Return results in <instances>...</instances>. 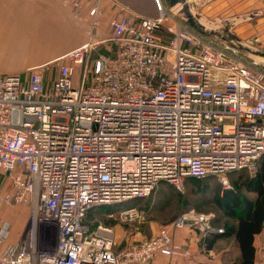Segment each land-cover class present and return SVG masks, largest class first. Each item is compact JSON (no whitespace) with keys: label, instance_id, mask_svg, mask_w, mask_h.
<instances>
[{"label":"built area","instance_id":"obj_1","mask_svg":"<svg viewBox=\"0 0 264 264\" xmlns=\"http://www.w3.org/2000/svg\"><path fill=\"white\" fill-rule=\"evenodd\" d=\"M72 2L82 19V0ZM177 11L125 10L107 37L52 68L0 74V264H145L182 252L175 229L224 231L214 213L189 209L117 247L113 225L85 222L113 207L109 217L139 231L145 211L123 206L160 181L183 191L188 177L213 176L229 189V172L255 174L264 157V57L198 34ZM100 12L94 0L93 29ZM20 204L31 206L28 226L10 242L5 206ZM43 225L54 249L38 246Z\"/></svg>","mask_w":264,"mask_h":264},{"label":"crops","instance_id":"obj_2","mask_svg":"<svg viewBox=\"0 0 264 264\" xmlns=\"http://www.w3.org/2000/svg\"><path fill=\"white\" fill-rule=\"evenodd\" d=\"M93 1L82 0L81 7L86 13L79 19L72 0H0V74L52 68L59 58L91 38L107 37L111 21L125 10L151 17L164 10L162 0H100L99 25L93 29L87 13ZM190 1L197 2L194 11L203 22L228 29L244 47V55L264 53V0ZM124 225L119 222L113 225L117 247L151 237L163 222L147 221L139 231L133 225L127 224L129 228ZM21 233L20 230L10 233L9 241L16 242ZM172 236L182 252L158 253L145 264H231L240 256L234 235L220 236L212 249L206 246L207 236L196 229H175ZM262 236V232L255 236V264H264Z\"/></svg>","mask_w":264,"mask_h":264},{"label":"trees","instance_id":"obj_3","mask_svg":"<svg viewBox=\"0 0 264 264\" xmlns=\"http://www.w3.org/2000/svg\"><path fill=\"white\" fill-rule=\"evenodd\" d=\"M228 178L231 188H217L212 197L214 205L227 220L222 226L224 231L207 235L206 246L212 249L220 236L234 235L240 256L231 264H255V236L264 229V157L258 161L255 174H250L246 170H237L229 172ZM200 179L203 178L188 177L184 190L198 185ZM178 192L180 190L174 185L160 181L151 195L132 200L123 207H137L145 211L147 221H161L163 225L170 223L179 214L189 209L202 212L195 207L186 206L187 199L180 197ZM175 199L178 206L171 210L169 206L175 202ZM112 210H114L113 207H95L88 212L85 222L92 228L99 223L114 225L118 222L117 219L107 215ZM172 211L175 212L170 215ZM213 224L218 227L216 217ZM124 226L129 228L127 224Z\"/></svg>","mask_w":264,"mask_h":264},{"label":"rangeland","instance_id":"obj_4","mask_svg":"<svg viewBox=\"0 0 264 264\" xmlns=\"http://www.w3.org/2000/svg\"><path fill=\"white\" fill-rule=\"evenodd\" d=\"M163 1V0H162ZM101 51H105L103 48ZM56 68L54 69V73ZM217 188H223L221 182L213 176L200 179L198 185H193L189 190L185 189L178 192L180 197L187 199L186 206L195 207L197 210L204 213H214L218 227L223 226L226 218L222 216L219 209L214 205L212 197L214 196ZM182 192V193H181ZM173 194V193H172ZM189 199V200H188ZM178 206L177 199L171 204L173 210ZM175 211L170 213L173 214ZM31 213V206L29 204H20L17 206H5V218L11 219L10 232L13 234L16 231L23 232L27 229L28 220ZM262 246L264 247V230L262 231ZM57 244V233L53 227L41 226L38 234V246L41 248L54 249ZM264 260V259H263Z\"/></svg>","mask_w":264,"mask_h":264},{"label":"water","instance_id":"obj_5","mask_svg":"<svg viewBox=\"0 0 264 264\" xmlns=\"http://www.w3.org/2000/svg\"><path fill=\"white\" fill-rule=\"evenodd\" d=\"M167 9H172L180 5V9L177 11L179 19L189 28L197 32L198 34L215 39L221 42H225L237 48L240 52L244 50L241 43H238V39L228 32L227 29H219L208 25L202 21L200 15L194 12L197 7L195 1L190 0H163ZM243 53V52H242ZM255 56L264 57V53H255ZM252 55V54H251Z\"/></svg>","mask_w":264,"mask_h":264},{"label":"bare ground","instance_id":"obj_6","mask_svg":"<svg viewBox=\"0 0 264 264\" xmlns=\"http://www.w3.org/2000/svg\"><path fill=\"white\" fill-rule=\"evenodd\" d=\"M196 2V1H195ZM196 4H197V2H196ZM177 10H179L180 9V5H178L177 7ZM195 12V11H194ZM196 13V12H195ZM228 30V29H227Z\"/></svg>","mask_w":264,"mask_h":264}]
</instances>
